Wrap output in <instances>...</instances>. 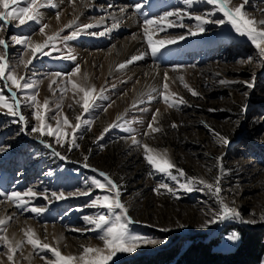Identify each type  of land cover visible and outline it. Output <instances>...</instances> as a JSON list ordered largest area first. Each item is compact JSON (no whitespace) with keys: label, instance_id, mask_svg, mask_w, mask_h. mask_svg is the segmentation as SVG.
I'll list each match as a JSON object with an SVG mask.
<instances>
[{"label":"rangeland","instance_id":"obj_1","mask_svg":"<svg viewBox=\"0 0 264 264\" xmlns=\"http://www.w3.org/2000/svg\"><path fill=\"white\" fill-rule=\"evenodd\" d=\"M39 2L45 5L40 9L41 23L21 25L18 21H0V39L8 44L6 53L0 46V55L6 54L9 68L15 70L17 76H26L29 82L36 84L33 90L18 92L21 97L19 111L24 121L0 108V192H24L31 188L37 193L34 198H24L30 200L27 211L0 196V220L5 221L0 226L3 238L0 239V264H52L51 252L34 250L27 243L25 232L29 229L41 243L58 248L64 256L78 257L84 247L103 249L102 241L97 238L99 232L89 230L93 226L84 220V217L107 211L90 206L96 197L112 195L90 185L94 178L103 181L99 173L106 174L118 186L119 199L132 221L128 224L129 232L166 241L141 246L132 253H118L109 264H143L170 249L175 251L172 258L155 261V264H179L175 259L191 237L214 239L210 248L225 252L234 247H225L220 238L236 231L237 226L264 228L261 220L264 216V59L259 57L251 41L236 34L227 22L223 25L209 23L205 25L206 32L187 35L195 21L183 16L186 27L155 32L152 39L156 42L179 35H185V39L165 46L153 56L144 36L145 19L158 17L166 11L191 15H207L214 11L211 18L221 20L224 19L222 13L207 0H197L190 7L184 0H116L109 3L94 0L87 3L93 5L94 10L87 12L85 7L81 8L82 17L75 19L73 0ZM241 4L248 18L257 22L264 20V0H230L228 6L235 8ZM19 5L26 6L24 0H19ZM136 5H141L140 11L135 10ZM116 6L126 7L136 19L138 31L117 29L107 35L104 30L111 24L84 29L83 26H95L102 16L116 11ZM63 10L69 11L66 17ZM2 11L4 9L0 8ZM63 18L68 21L63 23ZM169 19L181 22L177 17ZM44 24L48 27L41 33L39 29ZM70 24L72 27H67ZM256 26L264 30V25L257 23ZM73 31H78L75 38L59 39L57 51L44 56L38 52V58H33L30 50H25L13 39L29 37L33 44H44L49 36L67 37ZM137 37L145 47L144 60L121 68L125 62L118 63L123 60L125 49L133 45ZM50 50L51 46L44 49L45 52ZM68 55L76 59H66ZM29 59L32 63L25 68L20 60ZM77 66L80 71L71 75ZM55 73L65 75L57 77ZM69 80L95 90L92 93L95 107L88 113L81 107L83 93L73 89ZM247 83H252L253 87L247 88ZM8 84L11 88L10 82ZM9 88H4V80H0V89L6 97ZM189 89L197 95H192ZM11 91L17 90L11 88ZM32 94H36L40 105L49 101L46 124L52 128L57 126L58 120L62 124L64 117L73 126L77 116L91 123L84 124L74 140L71 128H64V146L58 144L55 137L32 132L33 127H39L34 119L36 109L25 99ZM163 95L175 100V106L169 107ZM179 99L184 103L179 104ZM117 123L133 131L110 127ZM150 123L158 130L151 131ZM133 136L138 142L135 145ZM220 137L226 138L228 143L224 144ZM48 144L51 147L45 146ZM70 144H74L71 149ZM144 146L166 154L174 165L171 175L155 172L148 165ZM54 151L65 159L55 156ZM180 170L184 176L180 175ZM217 176L221 177L219 198L237 209L242 219L255 223H210L218 211L217 196L202 184L193 185L191 191L181 187L192 178L215 184ZM161 184L174 192L160 187ZM82 191L91 194L80 195ZM52 192H64L67 198L56 200ZM70 193L75 195H68ZM32 207L44 211L37 215L30 211ZM115 214L119 215L120 210H115ZM206 222L208 226L202 227ZM165 228L169 231H161ZM4 239L12 245L20 242L21 247L9 253ZM10 254L12 261L8 259ZM262 261L264 256L260 264Z\"/></svg>","mask_w":264,"mask_h":264},{"label":"snow or ice","instance_id":"obj_2","mask_svg":"<svg viewBox=\"0 0 264 264\" xmlns=\"http://www.w3.org/2000/svg\"><path fill=\"white\" fill-rule=\"evenodd\" d=\"M26 6H20L19 0H0V8L4 9V11L0 12V21L8 22L18 21L19 24L23 25L28 22L41 23L40 21V9L45 5L40 3L39 0H24ZM194 2L197 0H184V3L187 6H192ZM230 0H207L209 5H213L215 10H218L222 13L224 19L221 20H213L211 17L214 15V11H210L207 15H191L189 12H184L181 14L179 11H166L162 15L152 19H145L143 21L145 27V38L147 40V44L149 49L151 50V54L156 56L158 52L161 51L167 45H174L178 41H182L185 39V35L172 36L167 39H161L159 41L154 42L152 36L149 34V28H151L154 32H163L168 28L172 27H186V25L182 22L183 16H189L190 19L194 20L195 23L189 28L187 35L196 36L198 34L204 33L207 31L205 25L209 23H215L218 25H223L226 22L231 25V28L234 32L242 37H246L257 49L259 57L264 59V30L257 28V23L260 25H264V20L255 21L254 19L248 18L246 11L244 9V5L241 4L235 8L229 7ZM11 6V7H10ZM141 5H136L135 10L140 11ZM170 17H177L181 22L177 23L175 20H170ZM48 25L44 24L39 31L41 33L44 32L45 28ZM67 27H72V25H68ZM84 29L92 28L94 25H85ZM90 35H102L103 33H89ZM78 35V31H73L67 37H61L60 34H56L55 36H49L44 44H33L29 37H14L16 44L22 45L25 50H30L33 58H38L37 53L39 52L40 56L51 55L52 51H57L56 43L59 39H67L75 38ZM0 46L6 50L8 48L7 41L5 39H0ZM51 46V50L45 52L44 49ZM60 58V57H54ZM66 59L75 60L76 57L72 55H68L65 57ZM140 57H133L131 61L133 62ZM20 63L24 64V67L27 68L31 63L32 59L27 61L20 60ZM121 68L125 67V64L120 65ZM80 69L77 66L71 75H75L79 72ZM55 76L59 77L61 73H55ZM168 74H164L165 80H167ZM85 77V81H86ZM0 80H4V88H9L8 82H10L11 88H15L17 91H11L9 88V95L6 97L3 94L2 89H0V108H5L7 110V114L13 117H19V121H24L25 117L19 111L21 107V97L18 96V92H23L27 90H33L36 87L35 82H29L26 76H17L15 74V70L9 68L6 54L0 55ZM182 80V78H181ZM72 84V88L77 92H82V104L84 113H88L92 108L95 107V99L92 96V93L95 91L93 88L86 87L81 84H77L68 81ZM224 83V81H221ZM187 87V85H184ZM247 88L251 89L253 87L252 83H247ZM164 88L167 89V84L164 85ZM189 91L192 92V95H197V93L191 89ZM99 98V97H98ZM30 102V106L35 107L36 111L34 113V119L39 122V127H33L32 132L39 131L41 135H48L50 137H55L56 142L61 146H64L62 141L66 133L64 132V128H71L73 140L75 139V134L84 124H90L91 121H82L81 116H77V123L73 126L70 124L69 120L64 117L62 124L60 121H57V126L52 128L51 126L46 124V108L49 104V101L45 100L43 105H40L37 102L36 94H32L29 97L25 98ZM163 100L169 107L175 106L176 101L170 100L169 95H163ZM179 104H183V99H179ZM156 119L155 114L153 115V120ZM110 127H121V130L128 131L131 133L133 130L131 128H123L119 123L114 124ZM175 128L176 125L173 124ZM148 128L151 131L155 132L158 129L154 128L150 123ZM109 129H105L107 132ZM220 140L227 144L228 141L226 138L220 137ZM133 144H137V140L135 136L132 137ZM46 147H51L50 144L45 145ZM74 146V144L69 145V149ZM144 159L150 165L155 172L171 175V170L174 168V165L171 161L166 157V154L156 153L148 146H144ZM55 156H58L61 160H64L65 157L61 155L59 152H53ZM87 159V157H85ZM87 167V165H85ZM95 171V170H94ZM221 173H223V168L221 167ZM101 177H103V181L99 179H92L90 182L91 186H94L96 189L101 190L104 193H112V195L103 194L101 196L96 197L90 202V206L93 208L106 209V212H98L94 217H84V220L93 227L89 230H96L99 232L98 239H100L104 245V248H93V247H84L82 250V254L80 256H64L61 254L58 248H52L47 243H41L36 234L29 229L25 232V236L27 237V243L33 247L34 250H47L51 252L52 264H109L110 261L114 262V258L118 253H132L135 252L138 248L144 245H157L166 243L164 240L152 239L149 237H145L138 234H133L128 230V224L131 223V219L127 216V209L121 203L119 196L118 186L104 173H99ZM180 175L184 176L183 170H180ZM220 176L215 178V184L208 183L204 180L192 178L188 183L182 185L184 189L191 191L193 190V185L202 184L204 188L208 189L209 192H213L214 195L217 196V203L219 205L217 213H214L215 219L210 221V223H217L222 221H235L240 223H255L254 220H244L242 219L241 213L233 208L228 206L223 202L222 199L219 198V193L221 192L220 188ZM160 187L168 188L167 185L161 184ZM169 192H174L172 188H168ZM80 195H90L89 191H82L79 193ZM68 195H75L70 193ZM0 196L6 197L7 200L11 201L18 208H22L23 210H29L26 206L30 203V200H25V197L34 198L37 196V193L33 191L31 188L24 192H16L13 191L11 193L0 192ZM51 196L56 200H61L67 198L64 192L56 193L52 192ZM47 199V197H45ZM119 209L120 214L116 215L115 210ZM34 214H40L44 211L43 208H35L32 207L30 209ZM261 220L264 221V216L261 217ZM5 221L0 220V226L4 225ZM209 222H206L202 227H207ZM74 231H79L78 229H74ZM161 231H169V229H161ZM0 239H3L0 237ZM225 242V247H235L240 239V234L233 230L230 233L226 234V236L220 238ZM4 244L8 247L9 253H14L17 249L21 247V243L17 242L15 245L9 243L7 239H4ZM47 260V257H42ZM9 261H12L13 256L8 255ZM264 264V261L261 262Z\"/></svg>","mask_w":264,"mask_h":264},{"label":"trees","instance_id":"obj_3","mask_svg":"<svg viewBox=\"0 0 264 264\" xmlns=\"http://www.w3.org/2000/svg\"><path fill=\"white\" fill-rule=\"evenodd\" d=\"M236 228L241 239L232 250L225 252L213 250L210 247L216 240H203L200 236H194L190 238V242L175 262L179 264H260L264 256V228L260 226H237ZM174 252V249H170L162 256L152 257L143 264L169 260Z\"/></svg>","mask_w":264,"mask_h":264},{"label":"bare ground","instance_id":"obj_4","mask_svg":"<svg viewBox=\"0 0 264 264\" xmlns=\"http://www.w3.org/2000/svg\"><path fill=\"white\" fill-rule=\"evenodd\" d=\"M89 1H94V0H73L72 3V7H73V15L76 18H80L82 17V10L81 8H86L85 10H87V12H91L92 10H94V6H88V2ZM106 3H109L110 1H116V0H103ZM118 9L116 11H112L109 12L108 14L102 16V18L99 20V22L94 26V28L99 27V25H110L108 26L107 29L104 30L105 34H113L116 32L117 29H129L130 31H138L140 28H138L137 25V21L136 19L125 9L126 7H119L116 6ZM105 9V8H103ZM67 12H69L68 10H63V15L65 16V14H67ZM63 16V17H64ZM66 17V16H65ZM63 23H66L68 21V19H62ZM70 21V20H69ZM69 23V22H68ZM149 34L153 37L155 32L149 29ZM145 36V35H144ZM154 38V37H153ZM141 39V38H140ZM127 48V47H126ZM144 45L142 43V41H139L138 37L135 41V43L128 48L125 49L124 53H123V60H121L120 63L125 62L124 64H130V63H136V62H141L144 60V55H143V49H144ZM146 56V55H145ZM133 57H140V59H137L133 62H129L132 60ZM117 64V63H116ZM86 64H84L85 66ZM114 66V64H113ZM112 68V67H111Z\"/></svg>","mask_w":264,"mask_h":264}]
</instances>
